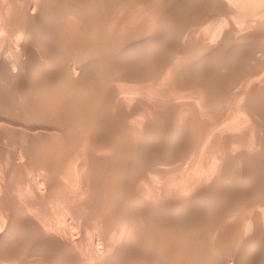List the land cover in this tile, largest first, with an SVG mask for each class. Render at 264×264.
I'll use <instances>...</instances> for the list:
<instances>
[{"label": "bare ground", "instance_id": "obj_1", "mask_svg": "<svg viewBox=\"0 0 264 264\" xmlns=\"http://www.w3.org/2000/svg\"><path fill=\"white\" fill-rule=\"evenodd\" d=\"M166 1L0 0V136L15 134L11 150L0 145V264H264V176L251 174L264 160V60L243 56L224 77L210 69L264 53V0ZM185 5L205 10L176 18ZM164 26L181 49L173 60L155 58ZM204 65L216 84L185 74ZM228 100L225 121L201 124L197 105ZM159 132L169 165L180 146L201 151L191 161L183 148L174 177L175 164L146 163ZM174 182L180 196L156 198Z\"/></svg>", "mask_w": 264, "mask_h": 264}, {"label": "rangeland", "instance_id": "obj_2", "mask_svg": "<svg viewBox=\"0 0 264 264\" xmlns=\"http://www.w3.org/2000/svg\"><path fill=\"white\" fill-rule=\"evenodd\" d=\"M153 1H155V0H153ZM168 1H169V0H168ZM168 1H166V2L169 4V7H172V4H173L172 2H174V0H173V1L170 0V3H169ZM171 3H172V4H171ZM157 4H159V3H157ZM159 5L161 6V5H163V4L160 3ZM170 5H171V6H170ZM206 5H208V4H205L204 6H205V7H208V6H206ZM185 6H186V8H185ZM185 6L180 7L181 9H179V7H177V8L175 7L176 9L174 8V9H173L174 11L172 10V11H173V15L177 16L176 18H178V17H187L188 14H189L188 17H191V16L197 11V9L200 10V11H201V9H202V10H205V9H204L205 7L199 8V6H197V5H194V6H196V7H198V8H196V7H191V8H190L189 5H185ZM187 7H188V8H187ZM182 8H183V9H182ZM184 8H185V9H184ZM195 8H196V10H195ZM188 9H189V10H188ZM190 9H192V10H190ZM193 9H194V10H193ZM176 11H177V12H176ZM179 11H180V13L182 12V14H180ZM185 11H186V12H185ZM190 11H191V12H190ZM193 11H194V13H192ZM200 11H197V13H199ZM174 13H175V14H174ZM176 13H177V14H176ZM185 13H187V14L185 15ZM190 14H191V15H190ZM195 14H196V13H195ZM195 14H194V15H195ZM178 15H179V16H178ZM180 15H183V16H180ZM184 15H185V16H184ZM175 16H174V18H175ZM205 26H207V25H205ZM164 27H166V29H167V26H164ZM202 28H203L204 30L201 29V28H200V29H201V31L203 30V31H202L203 33H202V34H200L201 32H200V33H197V37H198V38H200L199 36H201V35L203 36V34L207 31V29H206V31H205V27H202ZM151 29H152V28H151ZM164 29H165V28H164ZM162 31H165V30H162ZM162 31H161V32H162ZM167 31H168L169 33H167ZM167 31H165L166 33H165V32H163V33L160 32V33H161V38H159V39H155V40H159V42L161 43V45H163L162 47L165 48V49L163 48L164 52H163V50H159V52H158V51L156 52V53H159V54H156V53H155V55H157V56L155 57V58H157L156 60H158V59L160 60V59H163V58H165V60H166L167 58L169 59V58H171V57H175V58H176V56H174V55H175L174 53L177 54V52H175V51H177V48H179V47H178V45H177V47L174 46L175 44H173V42L175 41V38L172 39V37H171L172 35H170V34H171L170 31H169L168 29H167ZM204 31H205V32H204ZM146 32H148V31H146ZM142 33H143V32H142ZM148 33H149V32H148ZM138 34H139V33H138ZM138 34H135V35L138 36ZM144 34H145V32L143 33V37H144L145 39H147V37L150 36V35L148 36V34L146 33V34H145L146 37H145ZM158 34H159V32H158ZM135 35H134V36H135ZM141 36H142V34H141ZM141 36L139 37V38H140V41H144V39H141ZM166 36H167V37H166ZM169 36H170V37H169ZM143 37H142V38H143ZM159 37H160V36H159ZM165 37H166V38H165ZM139 38H138V39H139ZM164 38H165V39H164ZM161 39H162V40H161ZM169 39H170L171 42H172L173 40H174V41L171 43V42H169ZM171 39H172V40H171ZM162 41H163V42H162ZM164 41H165V42H164ZM167 41H168V42H167ZM142 43H143V44H142ZM162 43H164V44H162ZM169 43H170L171 45H168ZM174 43H175V42H174ZM139 44H140L141 46H143V45H144V42H140ZM164 45H165V46L167 45L168 47H165ZM173 46H174V49H173ZM170 47H171V48H170ZM175 47H176V48H175ZM167 48H170V49L168 50ZM246 48H247V47H246ZM179 49H180V48H179ZM171 50H172V51H171ZM173 50H175V51H173ZM179 51H181V49L178 50V52H179ZM241 51H242V50H240V52L238 51V54H235V56H236V55H239V54L241 55V57H240V55L238 56V59H235V58H233V56H232V60L234 59L232 63H230V61L228 62V60H230V59H229L228 57H226V58H228V59L226 60V63H225V64H228V65L226 66L228 69H227L226 67H223L224 69L222 70V69H221L222 67H220V68H219V67H214V65H213V67H212V65H209V68L212 67V68H210V69L213 70V71L215 70L214 68H216L215 72H216L217 70H219V71H217L218 73L216 72V73H217L216 75L219 76V77H224V76H225L224 74L228 75V73H229V72H228L229 67H233V64H234V66L236 67V66H238V63H239V62L241 63V62H243V61H245V60H247V59L250 58V59H249L250 61H248V60H247V61H248V62H255L254 65H256V63L258 62V61H257V62L255 61V60H256V59H255L256 57H257V59L259 58L258 60H260V59H261V61L264 60V53H262V52H258V54H257V53H253V52H251V50L248 49V50H247V54H246V51L244 52V53H245V54H244L243 52L241 53ZM172 52H173V53H172ZM163 53H164V54H163ZM167 53H168V54H167ZM171 53L174 54V55H172ZM234 53H235V52H234ZM165 54H166V55H165ZM153 55H154V54H153ZM163 55H164V57H163ZM170 55H171V57H170ZM223 55H225V53H224ZM223 55H222V57H223ZM232 55H233V54H232ZM257 55H258L259 57H258ZM151 56H152V55H151ZM158 56H160V58H159ZM243 56L246 57L247 59L244 58ZM247 56H248V57H247ZM166 57H167V58H166ZM242 57L244 58V60L242 59ZM262 57H263V58H262ZM226 58H224V59H226ZM171 59L173 60V58H171ZM171 59H169V60H171ZM239 59H240L241 61H238ZM232 60H231V61H232ZM236 60H237V61H236ZM251 60H253V61H251ZM247 61H246V62H247ZM227 62H228V63H227ZM248 62H247V63H248ZM95 63H96V62L92 63L91 66H92V67L95 66ZM239 65H240V64H239ZM254 65L251 63L249 66L252 67V66H254ZM204 66H205L204 69H202L203 67H201L200 70H199V69H198V71L196 70L197 73H196L195 70H192V69H191V70L188 71V69H186V70H185V71H186L185 74L187 75V74H189V72L191 71V73L189 74V76L191 75L190 78H191V77L194 78V76H197V77L202 76V74H201V72H200V71H202V70H204V71H202L203 74H204L205 72L207 73V72L209 71V72H208V75L210 74L211 77H208V75L205 73V75H203V78L200 77V79L202 78L203 80H207V78H209L208 80H210L211 82H210V81H207L208 83H210V84L213 85V83H214V81H215L214 84H216V82H218V80L215 79V77H213V74H215V73H213V72L211 73V70H210L209 68H207L208 66H206V65H204ZM228 66H229V67H228ZM251 67H249V68H251ZM218 68H219V69H218ZM205 69H206V70H205ZM221 70H222L223 76H220V75H221V74H220V73H221ZM224 70H225L226 72H224ZM187 71H188V73H187ZM193 71H195V72H193ZM262 71L264 72V70H262ZM262 71H261L260 73H262ZM192 73H194L195 75H193ZM197 74H198V75H197ZM206 75H207V77H204V76H206ZM258 75H260V74H258ZM258 75H256V76H258ZM256 76H255V77H256ZM262 76L264 77V73H263V75L261 74V76H258L259 79H258V78H257V79H258L259 81L256 80L255 77H254L255 80L253 79V80H254L253 82L255 83V81H256V82L258 81L257 83H259V82L261 81V83H262V81H263V79H264V78H262ZM212 77H213V78H212ZM205 78H206V79H205ZM211 78H212L213 80H211ZM160 81H161V80H160ZM163 81H166V80L163 79ZM161 83H162V82H161ZM164 83H165V82H164ZM254 83H253V84H254ZM257 83H255V84H257ZM261 83H259V84H261ZM125 84H126V83H125ZM129 84L132 85V83H129ZM253 84H251V86H252L251 89L254 91V85H255V84H254V85H253ZM261 86H262V85H261ZM261 86H260V87H261ZM263 87H264V81H263ZM263 87H261V89H260V88L258 89V91H261L262 94H263V92H264V88H263ZM247 89H248V91H249V92L247 91L248 93H250V91L252 92V90H250V86H249ZM262 89H263V91H262ZM187 90H188V91H187ZM185 91H187V93H188L190 90H189V89H186ZM185 91H183V93H184ZM185 93H186V92H185ZM185 93H184V94H185ZM134 95H135V94H134ZM263 95H264V94H263ZM129 96H130V95H129ZM130 97H131V98L133 97L132 100L130 99V100H131L130 103H133V102H134V100H133L134 97H137V96H136V95H135V96L132 95V96H130ZM191 100H193V98H191ZM191 100H189V102H190ZM151 101H153V99H152ZM186 101L188 102V100H186ZM231 101H232V100H228V102L226 101L227 103H225V104L222 103V101H221V103L217 102V104H214V106L217 105V107H214V106L211 107V106H210L211 108L209 107V109H208V108L203 109V107L198 103V104L200 105V107H198V105H197L196 107H197L199 110H201V109L204 110V112H202V110L199 111V110L197 109L198 113H196V116L200 119L201 124H203V121H204V124H205V122H206V123H209V122L211 123L212 120H213L212 123L215 122V121L218 122V121H219V120H218L219 117L222 118L223 121H225L224 119H225V118H226V117L232 112V108H231L232 106L227 105L228 103H230V104L232 105ZM163 102H164V103H163ZM163 102H159V104H162V106H163V104H164V105H167V106H164V107H169V106H170V105H168L170 102H169V103L166 102V101H163ZM191 102H196V100L194 99V100L191 101ZM224 102H225V101H224ZM166 103H168V104H166ZM218 103H219V104H218ZM196 104H197V102H196ZM262 104H264V103H262ZM222 105H223V107H222ZM233 105H234V104H233ZM235 105H236V104H235ZM220 107H221V109H217V108H220ZM229 107H230V108H229ZM235 107H236V106H233V110L236 109ZM228 108L231 110L230 113H229ZM234 108H235V109H234ZM207 109H208V110H207ZM211 109H212L213 111H211V113H209V114L207 115L206 112H210ZM206 110H207V111H206ZM222 110H223V111H222ZM205 111H206V112H205ZM212 113H213V114L215 113L214 115L217 116L216 120H214V119H215V116L212 115ZM216 113H219V115L216 114ZM221 113H222V115H223V116L221 115L222 117L220 116ZM228 113H229V114H228ZM224 114H225V115H224ZM226 114H228V115H226ZM209 115L213 116L214 118L212 117V119L210 120V119H209V117H210ZM224 116H226V117H224ZM185 117H186V115L184 116V118H185ZM198 118H197V119H198ZM210 118H211V117H210ZM223 118H224V119H223ZM208 119H209V120H208ZM205 120H206V121H205ZM207 121H208V122H207ZM220 121H221V120H220ZM223 121H222V122H223ZM218 123L220 124V122H218ZM219 126H221V125H219ZM222 126H223V127H218V130L215 129V130L213 131V132H216L215 134L218 136L219 139H224V138L227 136V134H229V129H224V128H225V125H224V124H222ZM219 128L223 129V132H224V133H223ZM226 130H227V131H226ZM163 131H164V130H163ZM218 131H219V132H218ZM220 131H221V132H220ZM242 131H243V129H241L240 131L237 130L236 133H239V132L241 133ZM164 132H165L166 135L169 133V132L167 133V130H165ZM164 132H161V133L159 132V133L155 134L156 136H153V135H152L153 138H151V139H152L151 141H152V142L154 141V142H153V144H152L151 141L149 142V145L151 144V145H150L151 147H150V146L148 147V148H149V149H148V152L151 151V148H152V147H153L152 149H156L157 152L154 151V150H152V151L156 152V154H154V152L151 151V153H152L153 155H152L150 152H149V154H148V152H147V155H150L149 157H147V155L145 154V157H146V159H147V162H146L147 165L149 166V164H150L153 160L156 161L157 159H158V160H157L158 162L156 161V164H155V162L153 161V162L151 163V165H153V163H154V166H155V167H156V165L159 166V167H160V166H161V167H164V166H167V167H168V166H169V167L167 168V170H171V171L173 170V168H172V169H169V168L173 167V165H174L176 162H178V163H176V164H179V163L182 164V163H184L183 165H185V162H186V165H187V163H189V160H188L189 155H190V153L194 150V149H193L192 151L190 150V152H189L188 149H187L189 146H180V147H179V148L182 147L181 149H178V150H180V151L183 150V153L181 152V154H180V152L177 151V152L180 154V155H179V154L176 152V156H175V158L173 159L175 162L172 161L173 163H171V164H173V165H169L170 163H168L167 161H165V160L170 161V159H169V158H166V156H164L165 154L163 155V153H162V151H163V149H164L165 147H166V148H169V146H166V145H165V144H166V140H165V137H166V136L162 135V133L164 134ZM225 132H226V133H225ZM10 133H11L12 135H15V134H13L12 132H8V133H6V134L4 133V134H2V135L0 136V138L2 137V138L0 139V145H1V146L3 145L4 147L7 146V148L5 147V148H6V151H7L9 148H12V146H14V143L12 144V142L9 140V139H11V138L13 137V136H11ZM160 134L162 135L163 138L161 137ZM221 134H222V135H221ZM6 135H8V136H6ZM158 135L160 136L159 138H161V139H163V141H165L164 144H163V142H162L161 139H160L161 141H160V140L157 141V139H159V138H158ZM195 135H196V132H195V133H194V132L192 133L191 131H190V132H187L186 136H183V138L186 137V139H185L184 142L187 143V142H190V141H191L190 143H192L193 141H195V140L197 139V136L195 137ZM167 136H168V135H167ZM10 137H11V138H10ZM6 138H7V139H6ZM156 138H157V139H156ZM188 138H189V139H188ZM195 138H196V139H195ZM205 138H206V136L204 137V140H205ZM5 140H6V141H5ZM192 140H193V141H192ZM3 141H4V142H3ZM155 141H157V142H155ZM186 141H187V142H186ZM2 142H3V143H2ZM5 142H6V144H7V142H8V144L6 145ZM10 142H11V143H10ZM158 142H159V144H158ZM160 142H162V143L160 144ZM154 143H155L156 146L154 145ZM8 145H9L10 147H8ZM164 145H165V146H164ZM192 145L195 146L194 143H193ZM252 145H255V144H252ZM3 146H2V147H3ZM15 146H16V145H15ZM163 146H164V147H163ZM200 146H201V144H200ZM255 146H256V145H255ZM255 146H253V148L250 149V152H251L252 154H254V152L257 150V149H255ZM4 147H3V148H4ZM145 147H146V146H145ZM162 147H163V148H162ZM186 147H187V148H186ZM191 147H192V146H191ZM261 147H264V146H261ZM261 147L258 146V149L260 148L259 151L262 150ZM157 148H158V150H157ZM159 148H160V149H159ZM183 148L185 149L186 154H188V152H189V155L184 154L185 151H184ZM256 148H257V146H256ZM161 149H162V150H161ZM186 149H187V150H186ZM197 149H199V146L196 148V150H197ZM9 150H11V149H9ZM9 150H8V151H9ZM145 150H146V149H145ZM159 150H160V154H157V153H159V152H158ZM251 150H252V151H251ZM253 150H254V151H253ZM197 151H198V154H197ZM197 151H196V152H195V151L193 152V154L196 153V154H194V155H192V153H191V155H190V156L192 157V158H190L191 161L197 159L198 156H196V157H197V158H196L195 155H199V153H201V151H200V152H199V150H197ZM259 151L257 150L256 152H259ZM142 152H145V151L142 150ZM256 152H255V153H256ZM7 153H8V152H6V155H5V153H3V154H4V155H3L4 159H6L5 156H6V157L8 156ZM145 153H146V152H145ZM182 154H184V155H182ZM154 155H157V157L154 156ZM159 155H161V157H163V158H161V157L159 158ZM185 155H186V156H185ZM178 156H179V157H178ZM182 156H183V158H180V157H182ZM187 156H188V158L186 159L185 157H187ZM128 157H129V155H128ZM128 157H125L124 160L126 159L125 161H127V158H128ZM152 157H153V159H152ZM177 157H178V158H177ZM1 158H2V156L0 157V159H1ZM130 158H132V156H131ZM148 158H149V159L151 158L152 161L150 162ZM179 158H180V159H179ZM193 158H194V159H193ZM2 159H3V158H2ZM128 159H129V158H128ZM133 159H134V156H133ZM133 159H132V160H133ZM146 159H144V161H142V160L140 161V165H141L140 167H143L142 165L145 166L144 168L147 167V166L145 165V164H146V163H145V160H146ZM176 159H177L178 161H177ZM184 159H185V160H184ZM130 160H131V159H130ZM132 160H131V161H132ZM160 160H161V162H159ZM162 160H164L163 163L166 162V163H168V165H166V164H162ZM179 160H180V161H179ZM182 160H184V161H182ZM187 160H188V161H187ZM181 161H182V162H181ZM191 161H190V162H191ZM196 161H197V160H196ZM263 161H264V160H262V161H261V164L259 163V165H258V167H259V169L257 170L258 172L256 171V168H258L257 165L255 166L256 168H255V170H254V172H255V171H256V172H255V173H254V172H251V174H253L254 177H255V175H257L255 178H258L259 175H260V173H263V174H261L260 177H259L258 179H260L262 176H264V169H263V168H264V165H263L264 162H263ZM129 162H130V161H129ZM141 162L144 163V164H142ZM148 162H149V163H148ZM159 163H160V164H159ZM158 164H159V165H158ZM176 164L174 165V170L172 171V174H170V176L172 175V176L174 177V175L177 174V173H176V167H177V166L180 167V168L177 167V169H179V170H183V169H184L182 166H180L181 164H179V165H177V166H176ZM162 165H163V166H162ZM236 165H237V164H235L234 166L236 167V172H237V171L239 170V168H240V165H237V166H236ZM170 166H171V167H170ZM181 167H182V169H181ZM235 167H234V169H235ZM238 167H239V168H238ZM251 167H253V164H251ZM240 169H241V168H240ZM253 169H254V168H253ZM262 169H263V171H262ZM259 170H260V171H259ZM130 171H132V172H129V173L132 175V174L134 173V170L132 169V170H130ZM173 172H174V173H173ZM177 172H178V170H177ZM180 172H182V171H180ZM239 172H241V170L238 171V174H239ZM175 173H176V174H175ZM258 173H259V174H258ZM130 174H129V175H130ZM178 174H180V173H178ZM215 174H216V173H215ZM215 174H214V173L211 174L210 177H209L210 174H208V176H207L208 178L206 177L205 174H204V175H201V174H200L199 176L202 177V178H201V181H202V182H204V180H203L204 178H203V177H205V178H206L205 180L208 182L209 180H211L210 178L214 179V177H216ZM238 174H237V173L235 174V172H234V175H238ZM131 175H130V176H131ZM213 175H214V176H213ZM216 175H217V174H216ZM198 178H200V177H198ZM208 179H209V180H208ZM155 181H156V180H155ZM159 181H162V180L159 179V180L156 181V182H158V184H160V185L163 184L162 182L159 183ZM154 183H155V182H154ZM156 184H157V183H156ZM158 184H157V185H158ZM172 185H173V183H172ZM172 185H171V186H172ZM175 185H176V187H173V188L171 187L170 190H169L168 188H164V191H165V189L167 190V191H165V193H167V194L164 193L165 195L162 196V194H163V192H164L163 189H162V190H161V189H160V190L158 189V190L155 191V192H158V193H156L157 196H156V195H153V196H156V198H157V197H159V196L161 195V197H159V200H161V199H162V200H165V197H166V198H167V197L170 198L171 196H172V198H174L173 195H174V196H175V195L180 196L181 193H180V192L178 193V191H176V189H174V188L179 187V185L177 186V184H175V182H174V185H173V186H175ZM68 186H69V184H68ZM70 187H71V188H70ZM67 188H68V191H65V193H66V192H67V193H70V192L72 193V191H73L74 189H73V190H70V189H72V188H75V189H76V186H74V185H73V186L70 185V186L67 187ZM67 188H66V189H67ZM169 188H170V186H169ZM173 189H174V190H173ZM177 190L180 191V189H177ZM159 191H160V192H159ZM162 191H163V192H162ZM168 191H170V193H169ZM171 191H172V192H173V191H176L177 193L174 192V194L171 195V194H172ZM73 192H74V191H73ZM175 193H176V194H175ZM169 194H170V195H169ZM178 194H179V195H178ZM150 196H152V195H150ZM164 196H165V197H164ZM163 197H164V199H163ZM175 197H176V196H175ZM160 198H161V199H160ZM233 198H236V199H237V200L234 199L236 202L239 201L237 196H235V197H233ZM167 199H168V198H167ZM232 200H233V199H232ZM235 201H233V202H232V201H229V205H230V203H231L230 206L236 204ZM234 202H235V203H234ZM198 204H199V202H198ZM201 204H203V203H200V205H201ZM195 206H196V205H195ZM200 207H201V208H200ZM202 207H203V208H206V207H204V206H198V205L196 206L197 209H198V208H199V209H202ZM207 208H208V207H207ZM221 210H222V209L220 208L219 210H217V212H220L219 214H221ZM257 210H259V209H257ZM222 212H223V210H222ZM258 212L260 213L261 210L258 211ZM209 215H210V214H208V215H207V214L204 215V217L206 216L204 219L208 218ZM259 215H260V214H259ZM258 218H259V217H258ZM258 218H257V219H258ZM259 219H260V222H261V221L263 222V220H261V218H259ZM259 219H258V220H259ZM61 221H62V222H61ZM229 221H230V220H229ZM229 221H228V222H229ZM233 221H234V220H231L229 223H231V222H233ZM58 222H59L60 224H64V220H63V219H61V220L59 219ZM92 223L94 224L95 228H94V233H93V232H92L93 229H92V231H91V228H93V226H92L93 224L90 225V229H89V231H88V233H89V234H88V237H89V238L93 237V235H95V233H96V231H97V230H95L96 227H97V226L95 225L96 222L93 221ZM90 231L92 232L91 234H90ZM92 234H93V235H92ZM89 235H91V236H89ZM261 248H263V247H261ZM261 248H260V249H261ZM260 249H259V250H260ZM262 257H263V259H264V256H263V255L261 256V258H262ZM258 258H260V256H259ZM261 258H260V260H261ZM263 259H262V260H263ZM260 260H259V261H260ZM263 261H264V260H263Z\"/></svg>", "mask_w": 264, "mask_h": 264}]
</instances>
